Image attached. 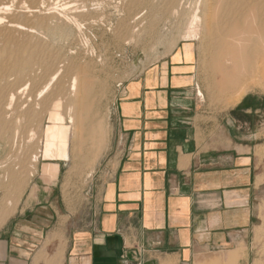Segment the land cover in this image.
<instances>
[{
  "label": "crops",
  "instance_id": "1",
  "mask_svg": "<svg viewBox=\"0 0 264 264\" xmlns=\"http://www.w3.org/2000/svg\"><path fill=\"white\" fill-rule=\"evenodd\" d=\"M192 68L181 47L124 88L88 228L66 250L53 233L54 258L38 254L55 214L38 183L27 206L0 211V264H253L242 256L264 197V97L249 92L209 120Z\"/></svg>",
  "mask_w": 264,
  "mask_h": 264
},
{
  "label": "rangeland",
  "instance_id": "2",
  "mask_svg": "<svg viewBox=\"0 0 264 264\" xmlns=\"http://www.w3.org/2000/svg\"><path fill=\"white\" fill-rule=\"evenodd\" d=\"M1 2L9 5L7 7L10 10L2 7L0 17H7L6 21L16 20L23 25L19 30L21 33L17 32V37L15 36L16 42H11V47L15 48L18 43H24L28 46V56H32L25 67L9 75V82H28V89L17 97L12 110L6 115L7 121L4 123L9 129L8 133H2L3 122L0 120V211L13 214L21 204L23 207L27 206L25 201L26 204L27 201L31 203L38 190L35 185L40 183L48 191L44 195L49 193L55 214L49 213L51 217L46 236L40 238L37 241L38 247L34 248H39L38 254L43 252L48 259L54 258L57 248L46 244L53 233L62 234V243L66 250L73 232L88 228L93 207L92 198L95 197L100 171L112 150L118 103L124 94V88L147 69L160 64L181 47L193 51L192 54L187 51L193 61L191 87L195 88L200 111L209 120H215L218 114L233 107L239 97L242 98L249 92H256L264 97V64L260 62L259 54L251 59L252 63L249 62L252 65L248 64L244 69L235 72L228 51L216 58L207 40L202 43L201 40L181 39L197 6L199 15L204 17L206 9L203 0H61L58 3V7L61 6L59 10L62 8L60 13L57 6L53 7L55 5H52L54 9L51 7V12L45 10L48 9L46 6H42L46 7L44 9L40 8L41 14L50 18V32L38 26L39 29H35V16L25 18V13L33 6L34 0H25V4L22 0H0ZM68 17H77L80 21L79 27L70 22ZM33 27L36 31L32 32L30 29ZM3 42L6 43V40L1 37L0 50L5 48ZM37 47L44 48L41 56L35 50ZM218 63L222 73L214 69ZM50 69H53L52 72L58 70L60 75L51 83L50 90L38 99L36 95L48 82L45 78H50L47 77ZM223 72L239 73L240 81L234 83L225 79ZM73 77L78 79L79 87L76 92L69 90ZM84 82L90 85L86 93L85 87H82ZM0 85L4 86L5 82L1 80ZM12 91H15V87H0V93L10 94ZM65 96L69 101L64 99ZM69 97L75 103V123L70 132L71 159L67 163H60L61 169L56 180L47 182L41 172L46 162L41 158L34 162L33 157L36 154L41 155L43 130L49 125L47 118L52 103L64 99L61 100L64 106L62 110L68 119L66 109L67 104H70ZM32 133L35 136L31 137ZM260 158V168L264 169L263 153ZM258 217L259 223L248 247L244 248L242 258L248 262L249 254L252 253L253 264H264V197L259 199ZM39 234L42 236L41 231Z\"/></svg>",
  "mask_w": 264,
  "mask_h": 264
},
{
  "label": "bare ground",
  "instance_id": "3",
  "mask_svg": "<svg viewBox=\"0 0 264 264\" xmlns=\"http://www.w3.org/2000/svg\"><path fill=\"white\" fill-rule=\"evenodd\" d=\"M13 1L16 2V0H13ZM24 1L25 0H22V3L25 4ZM60 1L61 0H34L33 6L29 7V8L27 7L29 11L25 13V18L26 17L31 18V16H35L36 20H37L36 21L37 22L36 27L38 26L42 30H47L50 32L51 31V29L49 28L50 18L45 16V14L44 15L41 14L42 10L40 11V8L42 6H46V7H48V9H45V10H48L49 12H51L54 9L53 7H56V6L58 7V5H59L58 3ZM65 1H67V0H65ZM203 1H204L205 9H206L204 17L202 15H199V13H200L199 12V6L196 5L197 7L195 9V12L193 13V15L190 14L191 18L187 22L188 23L187 28H185V31L182 34L181 39L183 41L201 40L202 43L206 42L203 40H207V44H209L212 47V54L216 58H218V56L220 54L224 53L225 51H228L229 56H231V59H230L231 62L230 63L234 66L235 72L238 69H241V68L244 69V67L246 65L252 63L253 61L251 62V59H253V57H255V55H257V54H259V57H260L259 59H261L260 62H262L264 64V0H203ZM198 2H199V0H198ZM52 5H55V6L52 7ZM7 6H9V5H6L4 2H1L0 3V11L2 10L1 9L2 7L7 8L5 10H8L9 7H7ZM65 6H67V5H65ZM24 7L25 6H23L22 8L24 9ZM46 7H44V8H46ZM57 7H56V9H58V11H59L58 13H60V10L62 8L59 10V7H61V6H59L58 8ZM74 7H73V9H74ZM168 7H169V5H168ZM63 9H65V8L63 7ZM17 10H19V9H17ZM66 10L68 11V8ZM48 11H46V12H48ZM173 11H175V10H173ZM188 12H190V11H188ZM65 15H66V13H65ZM132 15H134V14H132ZM172 15H173V13H172ZM7 19L8 18L4 17V16L0 17V38L3 37L6 40V43L3 42L4 43L3 47H5V48L1 47L3 50L2 49L0 50V81L1 80L4 81L5 85L4 86L0 85V87H15V91L10 92V94H6L5 92L0 93V120H2L1 122H3V127L1 128L2 133L3 132L4 133L9 132V129L6 127L7 125L4 123L5 121H7L6 115L9 114L10 111L12 110L13 104L17 100V97L28 89V82H19L18 84H15L13 82L11 83V80L9 82V75L12 72H16L17 70L19 71V69L25 67L27 65V63L29 61H31L30 56H32V54L28 56V54H29L28 53L29 52L28 46H26V44H24V43H18L17 47H15V48L11 47V45L13 43L12 41L16 40V37H17L16 35L18 34L17 32H19V30L21 28H23V25H21V23H17L16 20L15 21H13V20L6 21ZM204 19H205V21H204ZM68 20L70 22L75 23L79 27L80 21H78L79 19H77V17H76V19L74 17H72V18L68 17ZM38 27L35 29L38 30L39 29ZM27 28L24 27V29H27ZM35 29L33 27L30 30H32V32H33ZM26 31L28 32V30H26ZM69 31H70V29H69ZM52 32H53V30H52ZM202 32H204V33L202 34ZM20 33L21 32H19V34ZM27 38H29V37L27 36ZM42 47H37V49L35 48V50L38 51L39 55L43 53L44 48H42ZM187 51L191 54L193 53V51H189L188 48H187ZM39 55H37V56H39ZM34 58H35V56H34ZM34 58H33V60H34ZM6 59H9V60L6 61ZM250 65H252V64H250ZM215 66H217V67H215ZM215 66H214V69L219 71V73H220V71L222 73L221 65L218 63ZM253 68H254V65H253ZM262 68H263L262 73H264V65ZM70 69H73V68L70 67ZM78 70L79 69L77 68L76 71L78 72ZM52 71H53V69L52 70L50 69L49 76H47L50 78L49 79L45 78L46 80H48V82L46 83V85L44 83V85H45L44 88L42 87L43 89L40 92H38V95H36L38 99H41L44 96V94H46V92L48 90H50V86L52 85L51 83L54 82V80L58 77V75H60L58 70L55 72H52ZM261 71H262V69H261ZM235 72H234V74H227V73L223 72V77L225 79H229V81H231V82L238 83L240 81L239 79L241 77L239 76L240 75L239 73L235 74ZM74 73H75V71H74ZM44 82H46V81H44ZM54 85L56 86V84H54ZM69 85H70L69 90H71L70 92H76L78 90V87H79L77 77H73L72 82ZM58 87H62V86H58ZM63 87H65V86H63ZM82 87H85L84 91L86 93V90H88V87H90V85H89V83L84 82ZM220 89H221V87H220ZM80 90L81 89H79V91ZM59 92H60V90H59ZM81 93H82V91H81ZM65 94L67 95V93H65ZM199 94L202 96V93H199ZM60 95H61V93H60ZM79 96H81V95H79ZM65 97L66 98H64V99L68 100L67 96H65ZM82 97H83V95H82ZM71 98L72 97H69L70 104H69V106L67 104V109H66L67 114H68V119L62 110V107H64V106H62L61 100H64V99H61V100L58 99L56 101L54 100L55 102L52 103V106H51L50 112L48 113V118H47V119H49L48 120L49 125H47L43 130V149L41 151V155L36 154L33 157L34 162H37L39 160V158H41L43 161L46 162V164H44V166H42L43 170L41 172H42L43 176L49 177L51 180L57 179V177L60 173V169H61L60 163H67L71 159L70 132L72 130L73 124L75 123V116L73 114L75 103L73 101H71ZM240 100H241V97H239V99L237 101H240ZM77 102H79V101H77ZM79 110L80 109H78V111ZM33 136H35V135L32 133L31 137H33ZM74 162H75V160H74Z\"/></svg>",
  "mask_w": 264,
  "mask_h": 264
}]
</instances>
